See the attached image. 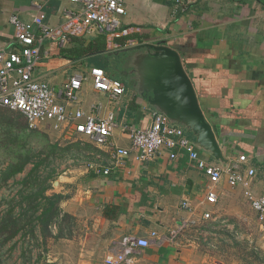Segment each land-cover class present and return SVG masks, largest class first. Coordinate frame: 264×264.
Instances as JSON below:
<instances>
[{
    "label": "crops",
    "instance_id": "0c3cea01",
    "mask_svg": "<svg viewBox=\"0 0 264 264\" xmlns=\"http://www.w3.org/2000/svg\"><path fill=\"white\" fill-rule=\"evenodd\" d=\"M125 4L120 30L110 38L106 36L105 49L64 54L65 49L80 46L74 39L87 43L99 33L74 36L64 46L47 41L44 50L48 55L36 76L59 95L64 82L82 74L80 106L89 112L96 105L102 115L108 111L110 100L106 93L94 89L90 68H103L109 76L123 80L127 92L116 104L117 127L111 140L129 147L131 139L123 128L149 125L156 112L128 85L117 52L141 43L173 46L182 55L228 163L224 165L203 151L202 155L213 164L228 167L244 154L248 161L240 170L247 176L248 169L254 167L256 174L248 177V185H231L228 173L212 185L186 153L179 150L171 159L164 148L144 161L131 155L106 175L97 170L111 166V149L109 145H95L101 153L83 150L89 159L85 168L64 175L53 186L58 183L60 193L67 196L61 203L63 211L83 224L84 245L104 247L106 254L115 239L129 234L149 236L155 230L168 239L161 246L144 249L133 264L209 263L198 248L197 227L203 230L210 223H223L227 231L241 229L249 214L257 218L246 190L264 193V0H184L183 4L176 0H125ZM80 6L72 0H0V45L8 49L18 46L16 28L10 22L14 14L29 21L42 13L47 23L57 26L64 9ZM45 128L58 133L67 144L87 140L66 124L59 129L51 124ZM210 191L218 196L214 204L207 201ZM184 200H189L195 211L183 208ZM206 211L213 219H203ZM186 220L197 225L171 239L172 231ZM102 261L105 264L104 257Z\"/></svg>",
    "mask_w": 264,
    "mask_h": 264
},
{
    "label": "built area",
    "instance_id": "2783aa9c",
    "mask_svg": "<svg viewBox=\"0 0 264 264\" xmlns=\"http://www.w3.org/2000/svg\"><path fill=\"white\" fill-rule=\"evenodd\" d=\"M72 1L80 3V8L64 9L62 22L57 26L47 23L42 13L35 14L29 21L16 14L10 17L11 24L16 28L18 46L8 49L0 45V107L23 113L31 129H42L47 124L59 129L60 125L66 124L97 146L109 145L111 166L97 170L106 175L112 171L113 166H119L131 155L144 161L166 148L171 159L177 157L179 150L186 153L208 176L212 185H217L225 173H228L231 185H248V177H253L256 169L249 168L247 176L242 173L240 165L248 161L246 155H240L228 167L213 164L202 155L182 128L171 125L158 113L154 114L149 125L123 128L131 139L129 147L113 142L111 139L117 127L115 107L126 94L127 85L123 80L109 76L103 68L92 67L89 70L94 89L106 93L110 100L109 109L103 115L96 105L89 112L80 106V93L85 79L82 74H76L64 82L59 95L48 82L36 76L42 59L48 55L44 50L47 41H55L64 46L74 36L99 33L110 38L120 30L122 17L126 14L125 0ZM176 2L183 4L184 0ZM59 98L63 102H58ZM72 107L75 108L74 111ZM245 193L264 229V193L256 195L250 189ZM217 200L216 192L210 191L207 194L209 203L214 204ZM182 207L194 210L189 200L182 201ZM203 219H213L212 213L204 212ZM194 224V220L184 221L172 231L170 238L178 237ZM197 234H203V230L197 227ZM167 239V235L155 230L149 236L125 235L112 242L106 251L104 262L133 264L136 256L144 249L161 246Z\"/></svg>",
    "mask_w": 264,
    "mask_h": 264
},
{
    "label": "rangeland",
    "instance_id": "374dc122",
    "mask_svg": "<svg viewBox=\"0 0 264 264\" xmlns=\"http://www.w3.org/2000/svg\"><path fill=\"white\" fill-rule=\"evenodd\" d=\"M0 128L2 129L0 130L1 137L3 136V143H5L7 133L3 130L2 125ZM42 131L49 135L52 144L59 139L63 140L60 141L62 146L67 145L66 140L61 139L58 133L50 131L49 128L42 129ZM84 142L83 145L81 144L82 146L91 143L88 139H85ZM31 143L35 146L36 152L43 149L47 153L50 152L45 147L47 141L42 137L35 138ZM85 155L80 149H74L71 152L57 151L44 163L43 166L46 167L40 169V174L44 176L46 171L56 167L60 174L55 181L63 180L64 175L76 174L78 170L85 168L89 161ZM4 157L0 155V170L7 165ZM50 161L54 162L50 163ZM32 167V163L28 164L22 173L14 179H10L0 189V217L10 205L15 203L12 201L13 197L18 198L20 190L23 188L21 182ZM64 169L66 170L65 173H63ZM58 187L57 183L48 193L60 192ZM19 210L17 209L16 212L19 213ZM29 219L24 218L22 220L21 230L13 240L0 245V264H45L46 262H53L54 264H103L105 248L82 243L83 224L81 222L78 223L76 219L74 220V232L70 238L49 236L45 238L40 228H35L34 223L29 224ZM225 228L223 223L218 225L210 223L203 229V234H197L195 238L199 242L198 248L204 256L209 258V263L204 261L193 264H264V229L261 228L254 214H249L248 219H245L244 224L241 225V229L232 230L234 237ZM31 229L34 231L32 232ZM53 232L56 234L58 229L54 227ZM2 238L3 236L0 239Z\"/></svg>",
    "mask_w": 264,
    "mask_h": 264
},
{
    "label": "trees",
    "instance_id": "16d2710c",
    "mask_svg": "<svg viewBox=\"0 0 264 264\" xmlns=\"http://www.w3.org/2000/svg\"><path fill=\"white\" fill-rule=\"evenodd\" d=\"M78 41V48H68L64 50V54L70 56L71 53L91 54L99 52L106 48V36L98 34L89 42L85 43L83 39H74ZM3 127L7 133L6 142L0 134V155L5 156L7 165L0 170V189L5 186L10 179H14L18 174L22 173L28 164H33L31 171L22 180L23 188L17 197H13L17 205L12 204L5 213L0 217V238L3 236L0 245L13 240L20 232V224L24 218H30L29 224L34 223V227L40 228L43 236L46 237H67L73 235L75 217L63 211L61 207L62 201L67 198L60 192L48 193L53 189V182L57 179L60 172L56 167L50 168L43 176L40 169L49 157L56 153L71 152L74 149L101 153L100 149L91 143L81 145V141L77 143H68L62 146L59 141L52 144L49 135L44 133L42 129H31L23 113L16 110L0 107V127ZM0 130H2L0 128ZM42 137L47 143L45 147L50 152L35 151V146L31 143L35 138ZM7 151V152H6ZM45 153V155H44ZM54 162V161H50ZM46 167V166H45ZM44 167V169H45ZM21 199H20V198ZM27 206V207H25ZM17 209L19 213H17ZM56 227L58 232L55 234L53 228ZM33 232L34 230L31 229ZM232 237L234 235L228 231ZM5 237V238H4ZM45 264H54L46 262Z\"/></svg>",
    "mask_w": 264,
    "mask_h": 264
},
{
    "label": "water",
    "instance_id": "95a60500",
    "mask_svg": "<svg viewBox=\"0 0 264 264\" xmlns=\"http://www.w3.org/2000/svg\"><path fill=\"white\" fill-rule=\"evenodd\" d=\"M117 53L128 85L171 125L182 128L199 150L226 165L228 159L181 53L173 46L154 43L133 45Z\"/></svg>",
    "mask_w": 264,
    "mask_h": 264
},
{
    "label": "flooded vegetation",
    "instance_id": "af4514ba",
    "mask_svg": "<svg viewBox=\"0 0 264 264\" xmlns=\"http://www.w3.org/2000/svg\"><path fill=\"white\" fill-rule=\"evenodd\" d=\"M125 74H126V73L124 72V76H125Z\"/></svg>",
    "mask_w": 264,
    "mask_h": 264
}]
</instances>
